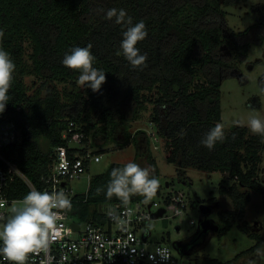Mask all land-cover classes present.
Wrapping results in <instances>:
<instances>
[{
	"label": "trees",
	"instance_id": "trees-1",
	"mask_svg": "<svg viewBox=\"0 0 264 264\" xmlns=\"http://www.w3.org/2000/svg\"><path fill=\"white\" fill-rule=\"evenodd\" d=\"M241 1L0 0V30L4 32L0 47L16 65L10 99L0 114V124H12L16 131L15 141L2 150L4 157L42 191L43 179L55 161L54 151L68 148L69 139L63 133L74 122L85 134L88 149L90 137L94 147L111 144L113 151L133 146V162L146 161L160 179L152 153L153 139L160 140L167 162L176 165L181 175L189 168L229 175L233 184L221 185L219 193L231 200L233 209L221 211L218 218L219 235L228 234L244 219L252 192H264L258 179L264 137L249 135L248 128L236 125L213 149L201 144L222 120V81L237 75L252 46L264 45V5L254 8L260 15L256 24L243 32L229 30L223 7ZM111 8L124 9L133 25L145 23L148 35L137 44L140 53L147 54L142 69H134L123 55H116L128 25L116 24L115 17L108 20L106 12ZM89 43L96 58L93 67L105 72L106 82L98 92L87 87L83 93L61 92L59 84L77 89L80 75L62 64L65 54ZM26 45L31 50L28 61ZM26 76L41 82L32 94L24 83ZM147 113L154 132L138 129L133 133V124ZM100 136L103 143L97 144ZM107 151L111 150L92 152ZM124 165L112 163L93 176L87 194H77L67 211L80 221L103 223L101 207L120 204L116 197L105 195L110 173ZM97 188L104 191L97 195ZM29 191L27 182L15 176L11 197L22 199ZM160 194L158 188L156 195ZM143 199L133 196L130 203ZM254 237L257 244L232 261L202 257L196 264H232L263 247L262 239Z\"/></svg>",
	"mask_w": 264,
	"mask_h": 264
},
{
	"label": "rangeland",
	"instance_id": "rangeland-1",
	"mask_svg": "<svg viewBox=\"0 0 264 264\" xmlns=\"http://www.w3.org/2000/svg\"><path fill=\"white\" fill-rule=\"evenodd\" d=\"M257 5H264V0H243L237 5L226 7V20L231 32H243L250 26L256 24L260 18L254 12ZM28 55L30 48L26 45ZM24 83L29 93L32 94L41 82L34 76H26ZM77 89L71 84H59L61 92L75 91L83 93L84 87L77 83ZM264 45L251 47L246 62L240 65L238 73L234 77L227 78L221 83V113L220 124L224 132H229L234 126L247 127V120L251 116H257L264 120ZM149 114H145L142 121L135 122L131 131L146 129L150 134L154 132L152 125L148 122ZM242 122V123H238ZM249 130V128H248ZM14 127L11 125L0 126V134L5 137L14 135ZM16 133V132H15ZM249 135L252 134L249 130ZM97 144H102V137H97ZM89 149L91 151L111 150L102 154L100 162H92L88 172L80 179L71 183L72 189L78 195L87 194L91 178L105 172L112 163H129L134 161L135 149L129 146L124 150L113 151V145L100 147L92 145L93 137L89 138ZM91 143V145H90ZM152 153L157 161L160 172L159 189L160 195H155L152 200L159 201L164 194L170 191L183 192L188 198L187 211L169 222L167 228L163 227L161 220L152 221L149 225L150 236L154 242H164L170 245L173 253L182 260L197 263L202 257H211L222 262L232 261L241 253H245L254 247L258 236L263 241V247L259 249L264 252V192H252V200L249 203L245 217L236 223L233 229L226 235L220 236L219 232L209 231L202 234V222L206 218L200 210L202 205L211 209L207 218L215 224L219 222V213L224 210L233 209V204L226 196H221L219 188L221 185L229 187L233 182L228 174L210 173L194 168L187 169L186 174L181 175L177 166L167 162V153L160 140L153 139ZM142 168L154 169L146 162H141ZM258 179L264 187V154ZM168 185V186H167ZM160 216L170 215L164 208L158 210ZM195 224L191 225L190 222ZM177 227L179 230H177ZM184 250L182 253L181 250ZM255 260L256 264H264V256L243 254L232 264H249Z\"/></svg>",
	"mask_w": 264,
	"mask_h": 264
},
{
	"label": "clouds",
	"instance_id": "clouds-1",
	"mask_svg": "<svg viewBox=\"0 0 264 264\" xmlns=\"http://www.w3.org/2000/svg\"><path fill=\"white\" fill-rule=\"evenodd\" d=\"M113 17L116 24L128 25L122 34L120 50L116 52V55H123L134 69H142L146 66L147 54H141L137 44L148 35L145 23L141 20L133 25L132 18L127 16L124 9H108L106 18L112 20ZM3 37L4 32L0 30V41ZM91 48V43L86 47L72 48L70 54H65L62 64L68 69L80 72L77 83L81 87L98 92L106 82V75L103 70L93 67L96 58ZM15 70L16 65L10 54L0 47V114L5 111L10 99L9 91L13 84ZM247 127L252 134L264 137V120L261 118L251 116L247 120ZM224 139V127L217 123L207 132L201 144L211 150L217 142H223ZM110 177L106 186V198L116 197L120 201L119 207H122L124 211L120 213L116 207H110L107 215L121 230H125L126 221L122 219V216L131 215L132 209L129 207L131 198L139 195L144 198L143 202L148 204L155 197L160 182L149 168H142L134 162H129L122 168H113ZM102 191H104L103 188H97V195ZM5 203L0 202V207H4ZM71 207V201L63 191L48 192L33 189L21 200L14 201L7 219L0 215V221H5L0 224V243H2L0 256L9 264H28L30 254L47 255L51 243L60 231L58 221L63 219L62 213L70 210ZM257 255L264 256V252L257 250ZM157 256L161 264L171 258L168 250L161 247H156L148 258L155 261ZM249 264H256V261H249Z\"/></svg>",
	"mask_w": 264,
	"mask_h": 264
},
{
	"label": "built area",
	"instance_id": "built-area-1",
	"mask_svg": "<svg viewBox=\"0 0 264 264\" xmlns=\"http://www.w3.org/2000/svg\"><path fill=\"white\" fill-rule=\"evenodd\" d=\"M10 124H0V126ZM11 126H13L11 124ZM15 130V128H14ZM16 132V131H15ZM12 137L0 134V202H6L0 207V215L7 219L10 207L20 198L11 197L10 187L15 176L23 178L30 190L36 188L24 177L18 167L7 160L2 150L15 141L16 133ZM64 139H69L68 148L55 149V161L51 165L50 173L43 180L45 187L42 191H63L71 203L77 196L71 187L74 180L85 175L92 162L98 163L102 155L93 154L84 142L83 131L71 122L63 133ZM73 149V151H72ZM188 198L183 192L170 191L159 201L151 200L148 204L142 201L130 203V216H122L126 221L125 230L107 215L110 207H116L118 212L124 209L118 203H110L101 207L104 222H83L70 214L67 210L62 213L63 219L58 221L60 231L50 245L47 255L30 254L28 264H161L157 256L155 261L149 260V254L156 247L166 248L170 259L163 264H196L178 258L169 244L154 242L150 236L149 225L152 221L167 219L168 223L183 215L188 209ZM164 208L170 215L157 216L158 210ZM5 221H0V224ZM191 225L195 222L191 221ZM2 246V243H0ZM0 264H9L0 256Z\"/></svg>",
	"mask_w": 264,
	"mask_h": 264
},
{
	"label": "water",
	"instance_id": "water-1",
	"mask_svg": "<svg viewBox=\"0 0 264 264\" xmlns=\"http://www.w3.org/2000/svg\"><path fill=\"white\" fill-rule=\"evenodd\" d=\"M167 186H168V185H167ZM200 210H201V212L203 213V215L206 217V218L203 220L202 224H201V226H202V234H203V233H207V232H209V231L219 232V231H220V225L213 223L212 221H210V220L207 218V216L211 213V209H210L208 206H206V205H202V206L200 207ZM159 215H160V214L158 213L157 216H159ZM168 226H169L168 220H167V219H164V220H163V227H164V228H167ZM177 230H179L178 227H177ZM181 252L183 253L184 250L182 249Z\"/></svg>",
	"mask_w": 264,
	"mask_h": 264
}]
</instances>
